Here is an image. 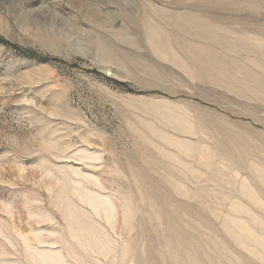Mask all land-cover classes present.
I'll use <instances>...</instances> for the list:
<instances>
[{"label": "rangeland", "instance_id": "1", "mask_svg": "<svg viewBox=\"0 0 264 264\" xmlns=\"http://www.w3.org/2000/svg\"><path fill=\"white\" fill-rule=\"evenodd\" d=\"M0 38V264H264V0H0Z\"/></svg>", "mask_w": 264, "mask_h": 264}, {"label": "trees", "instance_id": "2", "mask_svg": "<svg viewBox=\"0 0 264 264\" xmlns=\"http://www.w3.org/2000/svg\"><path fill=\"white\" fill-rule=\"evenodd\" d=\"M0 43H2L4 45H8V43L4 42L1 38H0Z\"/></svg>", "mask_w": 264, "mask_h": 264}, {"label": "bare ground", "instance_id": "3", "mask_svg": "<svg viewBox=\"0 0 264 264\" xmlns=\"http://www.w3.org/2000/svg\"><path fill=\"white\" fill-rule=\"evenodd\" d=\"M159 17V16H158Z\"/></svg>", "mask_w": 264, "mask_h": 264}]
</instances>
